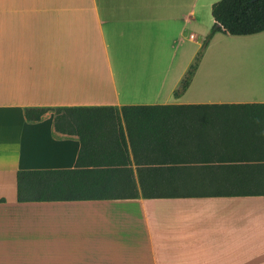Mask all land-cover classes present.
<instances>
[{
    "label": "crops",
    "instance_id": "obj_1",
    "mask_svg": "<svg viewBox=\"0 0 264 264\" xmlns=\"http://www.w3.org/2000/svg\"><path fill=\"white\" fill-rule=\"evenodd\" d=\"M218 1L0 0V264H264V142L261 152L245 143L234 159L165 153L166 128L152 117L130 119L133 147L122 115L128 105L264 103L263 66L233 81L245 94H224L214 76L228 70L206 71L222 36L264 31L216 33L189 87L174 94ZM81 105L121 114L133 170L124 180L138 190L116 192L141 196L19 202V170L73 168L81 149L79 136L56 130L55 110L29 120L26 108ZM201 126L189 125L188 141ZM190 144L177 148L197 151ZM140 178L160 184L151 194L193 196L142 197Z\"/></svg>",
    "mask_w": 264,
    "mask_h": 264
},
{
    "label": "trees",
    "instance_id": "obj_2",
    "mask_svg": "<svg viewBox=\"0 0 264 264\" xmlns=\"http://www.w3.org/2000/svg\"><path fill=\"white\" fill-rule=\"evenodd\" d=\"M212 15L215 23L180 86L174 91L176 96L189 87L204 51L216 33L253 35L264 31V0H220L213 4ZM49 109L55 110V128L58 132L79 136L81 149L77 162L73 168L19 170V202L109 200L141 196L139 193L116 192L127 186L138 190L135 180H124V174L127 175L133 170L128 167V146L119 112L105 105L29 107L26 108V117L29 120H39ZM152 109L159 113H148ZM122 115L133 147L136 139L130 128V119L150 121L154 117L161 127L166 128L160 138L161 150L165 153H181L185 150L187 155L204 151V154L210 153L220 160L234 159L240 155L238 152L245 143L255 145L258 152L263 150L264 103L128 105L123 107ZM191 124L202 126L192 131L196 138L190 142L188 130ZM196 141L197 151L177 148H182L183 145L189 147L190 143ZM106 152L108 156L104 157ZM155 170L165 171L163 168ZM155 185L160 186L155 179L151 182L140 178L142 197L193 196L149 193L148 191L158 190L154 188ZM4 201L5 198H0V202Z\"/></svg>",
    "mask_w": 264,
    "mask_h": 264
},
{
    "label": "rangeland",
    "instance_id": "obj_3",
    "mask_svg": "<svg viewBox=\"0 0 264 264\" xmlns=\"http://www.w3.org/2000/svg\"><path fill=\"white\" fill-rule=\"evenodd\" d=\"M218 65L220 70H228L214 76V79L217 80L221 86L223 85L224 94H238L240 91H234L232 89L233 81L246 82L248 79L252 78L251 72L257 67H264V37L256 39H250L249 37L244 39H231L225 35L222 36L219 42L207 55L206 71H213ZM219 69L217 68V70ZM257 80H259V78L256 79L255 82ZM262 83L260 82L259 85ZM126 88L119 87V90L126 93H128L129 90L131 93H138ZM249 92L253 93L252 91ZM139 94H141V92Z\"/></svg>",
    "mask_w": 264,
    "mask_h": 264
}]
</instances>
